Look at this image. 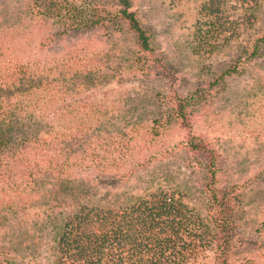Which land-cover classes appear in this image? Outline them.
I'll return each instance as SVG.
<instances>
[{"label":"rangeland","instance_id":"1","mask_svg":"<svg viewBox=\"0 0 264 264\" xmlns=\"http://www.w3.org/2000/svg\"><path fill=\"white\" fill-rule=\"evenodd\" d=\"M207 1L129 0L152 40L154 57L172 72L163 76L139 60L131 33L113 16L117 8L111 0H0V108L12 116L11 123L7 117L0 125L7 139L0 147L5 259L52 264L55 225L76 206L65 193L64 177H53L45 153L35 149L34 139L47 127L35 126L31 114L64 113L48 128L70 127L75 113L81 128H101L103 122L111 130L123 127L126 140L135 138L130 146L143 147L142 156L152 154L120 184L87 189L88 199L115 204L122 192L178 189L205 215L198 196L202 173L177 147L185 131L172 121L161 127L151 122L168 114L173 93L185 97L196 90L191 132L214 152L219 186L236 187L239 246L231 264H264V44L259 57L248 60L264 26V0H216L218 21L210 31L201 10ZM99 18L105 21L62 31L67 22ZM229 68L232 72L219 78ZM33 86L38 90L32 97L20 94ZM63 105L70 107L59 108ZM73 159L68 154L66 160ZM200 264H212L210 254Z\"/></svg>","mask_w":264,"mask_h":264},{"label":"trees","instance_id":"2","mask_svg":"<svg viewBox=\"0 0 264 264\" xmlns=\"http://www.w3.org/2000/svg\"><path fill=\"white\" fill-rule=\"evenodd\" d=\"M111 1L117 8L113 16L131 33L139 60L154 67L160 75L172 76L165 62L154 57L152 40L131 11L129 0ZM218 9L216 0H208L201 6L205 12L203 22L209 31L215 29ZM103 21L99 18L94 22H67L62 31H78L89 22L93 25ZM263 44L264 26L248 49V60L259 57ZM144 55L150 57L144 58ZM232 70H224L219 78ZM37 90L38 87L33 86V90L20 94L28 92L27 95L32 97ZM196 94V90L185 97L173 93L169 97L172 106H169L168 114L153 117L151 122L161 127L172 121L185 131L177 147L194 161L202 173L198 196L205 215L193 202H185L186 195L178 189L147 190L135 196L122 192L123 197L115 204L88 199L87 189L100 186L110 189L112 184H120L152 160V154L146 151L142 156L139 153L143 147L130 146L135 138L131 136L126 140L123 127L111 130L106 127L108 123L103 122L101 128H81L77 126L80 116L75 113L70 127L48 128L49 122L62 120L64 113L48 116L31 114L35 126L47 127L40 132L41 136L34 139L35 149L45 153L44 157L49 160V173L56 179L63 176L65 193L76 199L73 211L55 225L57 233L52 264H200L207 254H210L212 264H231L234 251L239 246L235 240L233 219L236 187L219 186L214 152L201 136L191 132L192 101ZM8 114V110L0 108V125L7 117L11 123L12 116ZM6 143L7 139L0 131V147ZM42 146L43 150L39 149ZM61 154L64 160H56ZM68 154L74 156L72 162L66 160ZM4 255L0 252V264H15Z\"/></svg>","mask_w":264,"mask_h":264}]
</instances>
